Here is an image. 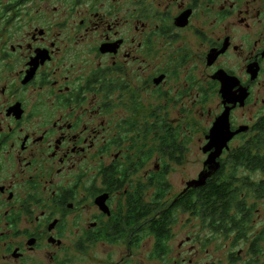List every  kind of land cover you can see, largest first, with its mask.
Wrapping results in <instances>:
<instances>
[{"label":"flooded vegetation","instance_id":"flooded-vegetation-1","mask_svg":"<svg viewBox=\"0 0 264 264\" xmlns=\"http://www.w3.org/2000/svg\"><path fill=\"white\" fill-rule=\"evenodd\" d=\"M263 211L264 0H0V264H261Z\"/></svg>","mask_w":264,"mask_h":264},{"label":"rangeland","instance_id":"rangeland-1","mask_svg":"<svg viewBox=\"0 0 264 264\" xmlns=\"http://www.w3.org/2000/svg\"><path fill=\"white\" fill-rule=\"evenodd\" d=\"M199 138H200V136L197 134V137L195 140V147H194V149L191 150L192 151L191 155H189V159L191 161L190 168H189V166H186L185 169L179 168L177 170V172L174 173L170 178V181H172L175 189H178L184 180L186 181L192 177H196L200 171L204 157H203L201 150H200L201 143L199 142ZM257 220L259 222V227L257 229H259V231L264 230V211L262 212V215L257 218ZM176 233L178 234V230ZM172 247L174 249V244H172ZM202 255L204 257L205 252H203ZM212 255L214 258V257H219L222 254L220 252H217V253H212ZM171 257H172V253H170L168 258L170 259ZM261 264H264V257L261 260Z\"/></svg>","mask_w":264,"mask_h":264},{"label":"water","instance_id":"water-1","mask_svg":"<svg viewBox=\"0 0 264 264\" xmlns=\"http://www.w3.org/2000/svg\"><path fill=\"white\" fill-rule=\"evenodd\" d=\"M227 117L221 118L216 123L215 129L218 131L215 136H212V143L217 144V153L211 155L208 160L205 162L206 170L201 173L199 180L194 181L190 184L193 187H202L206 184L208 178H210L219 168V164L217 163V159L222 151L223 146L226 144L227 137H224L220 132L219 129L222 127L223 124L227 126ZM209 147L205 148V152H208Z\"/></svg>","mask_w":264,"mask_h":264},{"label":"trees","instance_id":"trees-1","mask_svg":"<svg viewBox=\"0 0 264 264\" xmlns=\"http://www.w3.org/2000/svg\"><path fill=\"white\" fill-rule=\"evenodd\" d=\"M206 192L207 193L204 198L210 200L213 206H216L221 203L226 204L224 203V201L227 200V198L235 197V195L230 196V192L227 194L228 189L225 186L218 185L217 181L210 183L209 186L206 188Z\"/></svg>","mask_w":264,"mask_h":264}]
</instances>
